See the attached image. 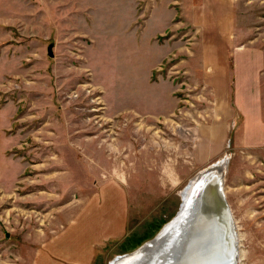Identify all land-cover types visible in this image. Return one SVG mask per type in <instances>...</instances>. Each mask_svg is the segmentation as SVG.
Instances as JSON below:
<instances>
[{"label":"rangeland","instance_id":"1","mask_svg":"<svg viewBox=\"0 0 264 264\" xmlns=\"http://www.w3.org/2000/svg\"><path fill=\"white\" fill-rule=\"evenodd\" d=\"M212 1L211 8L208 0L174 2L180 29L158 38L174 48L148 52L146 83L131 75L132 69L144 80L146 68L125 65L123 49H108L97 59L87 36L81 50L56 44L59 20L44 18L42 4L35 18L0 25V264H33L32 248L75 210L92 201L102 205L105 187L119 181L127 225L106 253L103 264H110L152 238L176 214L180 193L195 174L224 158L238 264H264V146L234 144L241 115L231 114L218 80L211 79L213 90L202 81L220 59L212 48L219 47L212 31L221 26L218 16L208 18L219 12ZM263 2L235 0L233 11L243 13L248 26L259 25L255 14ZM262 22L257 42L264 47ZM92 31L97 34V27ZM98 39L106 48L113 43L107 34ZM84 55L88 65L80 61ZM191 67L200 81L190 78Z\"/></svg>","mask_w":264,"mask_h":264},{"label":"crops","instance_id":"2","mask_svg":"<svg viewBox=\"0 0 264 264\" xmlns=\"http://www.w3.org/2000/svg\"><path fill=\"white\" fill-rule=\"evenodd\" d=\"M175 1L0 0V25L15 26L21 17L35 18L42 4L44 18L59 20L57 32L53 38L55 43L57 40L56 44L69 45L73 51L75 48L81 50L84 48L82 46L87 36L90 40L87 46L97 50L95 55L97 59H100L102 53L108 49L110 51L123 49L126 57L122 61L125 65L133 68L139 66L140 71L143 67L146 68L144 80L140 73L132 72L131 69V75L138 79L137 82L145 81L146 83L148 52L154 49L160 50L161 47L174 48L169 47L171 40L167 39L163 44L158 38L165 33H170V36L175 35L180 29L178 22L180 14L174 4ZM204 1L199 0L202 5H205ZM215 2L219 6L218 15L208 14V18L218 16L221 20L218 31L216 27L212 31L219 37V47L217 48L216 44L212 48L219 49L220 59L218 66L211 65L210 76H203L202 81L213 90L211 79L214 78L213 82L216 85L218 80V90L226 97L231 107V114L241 115V121L233 137L234 144L261 148L264 146V47L257 41L261 34L259 28L263 27L264 16L261 13L264 7L258 4L257 9L260 14H255V19H259L257 20L259 25L250 27L246 24V16L243 13L237 10L234 13L235 0H215ZM212 4L214 2L208 0V8L213 7ZM231 4L232 9L229 11ZM216 7L217 5L214 7L215 12ZM205 10L201 9V11ZM241 11L243 12V9ZM203 18H205L204 13ZM228 18L232 23V32L228 31ZM84 20L87 22V29L83 28ZM94 27H97V34L92 31ZM207 30L209 29L205 28L203 33ZM229 33L232 34L230 40H228ZM61 34L64 35L62 39ZM104 34L113 40L110 48L100 44L98 37ZM248 35L251 37H247ZM2 37L0 32V40ZM58 38L62 41L58 42ZM52 44L54 47V43ZM224 51L227 52L226 55ZM161 52L157 51V54ZM84 56L85 60L80 61L82 65L85 61L88 65V56ZM164 56H160L157 62L160 63ZM223 56H227L228 59H224ZM198 71L191 67L190 78L196 81L195 78L198 76L200 81ZM3 77L0 61V80ZM163 94L164 91L160 96L162 97ZM15 112L16 110L13 114ZM122 192L123 188L119 181L111 182L104 189L103 193L106 197L102 205L100 202L92 201L83 208L75 210L65 223H61L59 229L40 241L37 247L32 248L30 253L33 258L32 263L103 264L111 245L119 241L126 232L127 206L125 199L121 197ZM109 193L114 194V197L109 196Z\"/></svg>","mask_w":264,"mask_h":264},{"label":"water","instance_id":"3","mask_svg":"<svg viewBox=\"0 0 264 264\" xmlns=\"http://www.w3.org/2000/svg\"><path fill=\"white\" fill-rule=\"evenodd\" d=\"M47 54L54 56L53 44ZM178 209L152 238L115 264H238L236 226L220 167L208 165Z\"/></svg>","mask_w":264,"mask_h":264},{"label":"bare ground","instance_id":"4","mask_svg":"<svg viewBox=\"0 0 264 264\" xmlns=\"http://www.w3.org/2000/svg\"><path fill=\"white\" fill-rule=\"evenodd\" d=\"M226 158L224 159H219L217 160L216 162H213L212 164H216V166L220 167L222 169V173L224 175V170H225V167H226ZM211 165V164H210ZM206 168V167H205ZM205 168H203L202 170H199L195 176L190 180V182L188 183V185L184 188V190L180 193L181 194V202H184V200H186V198L188 197V195L190 194V191L192 189V187L194 186L195 182H196V179L197 177L199 176V174L201 172H203L205 170ZM225 193V191H224ZM226 195V194H225ZM226 202L228 203L227 199H226ZM181 204V203H180ZM229 204V203H228ZM179 210V209H178ZM235 222V221H234ZM236 226V224H235ZM236 232H237V229H236ZM238 238V237H237ZM237 246H238V239H237ZM127 254H130V253H127ZM127 254H124L123 256H119L118 258H115L112 260V262L110 264H115L116 262H118L121 258H124L126 256H128ZM153 257V256H152ZM237 263H239V251H238V254H237ZM152 264H154V262H152Z\"/></svg>","mask_w":264,"mask_h":264}]
</instances>
